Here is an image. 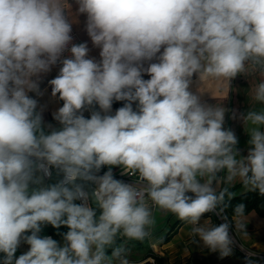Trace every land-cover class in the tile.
I'll list each match as a JSON object with an SVG mask.
<instances>
[{"label":"clouds","instance_id":"1","mask_svg":"<svg viewBox=\"0 0 264 264\" xmlns=\"http://www.w3.org/2000/svg\"><path fill=\"white\" fill-rule=\"evenodd\" d=\"M74 3L99 59L87 42L72 43L63 0H0V264H129L116 238L151 235L148 201L191 225L192 244L232 256L233 226L248 235L245 205L229 222L225 198L233 194L220 184L238 179L264 196V110L240 114L253 126L252 147L241 156L235 132L223 127L225 107L189 89L194 75L230 87L250 70L261 77L253 91L264 104V0ZM58 63L48 84L63 101L53 114L61 127L46 132L43 107L30 93L43 96L42 77ZM114 101L125 103L112 115ZM95 105L100 111L86 118ZM113 167L143 183L115 179ZM53 168L63 178L45 186ZM206 213L223 222L201 224ZM44 224L69 229L64 246L38 235ZM22 241L30 248L16 257ZM254 257L248 251L245 264H256Z\"/></svg>","mask_w":264,"mask_h":264},{"label":"crops","instance_id":"2","mask_svg":"<svg viewBox=\"0 0 264 264\" xmlns=\"http://www.w3.org/2000/svg\"><path fill=\"white\" fill-rule=\"evenodd\" d=\"M65 7L68 9V15L70 17L72 25V34L77 37V44L87 42L90 49L89 56L99 59V49L93 47L90 37L85 31V15H78L76 12V5L74 0H63ZM72 4V8L70 7ZM156 62V61H153ZM60 64L55 65L52 70L45 74L42 77V82L40 84L41 90L43 91V96L37 97L34 93H30L34 98L39 102V106L43 107V119L45 124V131L48 132L50 129L47 128V125L51 124L53 128L59 129L61 125L53 118V114L63 105V101L58 98V96L53 97L51 95V86L48 84V81L55 78L59 72ZM147 67V63L144 65ZM144 79H149L150 77L145 74ZM261 80L259 74H252L249 70L248 72L238 75L230 82V87L218 80L215 79H205L202 83L199 81L198 76L194 75L192 78V83L190 85V91L195 94L200 95L201 101L209 105H223L226 109L225 112V123L223 125L224 129L233 130L238 138L237 148L240 151L241 156H246L249 149L252 147L248 144L250 139L249 134L247 133L253 127L250 123L244 124V122L239 118L240 114L247 113L248 111H261L264 110V104L257 102L254 99V88ZM201 87V90L204 91L202 94L198 92V89ZM225 96H227L225 98ZM124 101H114L112 105V111L110 114L114 115L115 111L122 107ZM134 110L136 109V104H133ZM40 110V107L37 109ZM96 110L100 111L99 106L95 105L93 108L86 109L84 111V116L90 118L91 111ZM233 112L236 113L237 118L233 119ZM103 115V113H101ZM261 131H264V125L259 126ZM102 170H108V166L102 167ZM112 171L122 173L120 167H113ZM56 177L61 176L55 172ZM221 176H226V171L221 173ZM53 180V179H52ZM55 180V178H54ZM43 184L45 186L49 185V182L44 178ZM240 180H235L231 184L222 182L220 188L227 187L228 189L237 187L241 185ZM89 186V183L86 184ZM85 186V187H86ZM219 190V189H218ZM248 190L243 185L235 190V193L243 192ZM150 205V204H149ZM96 206V205H95ZM152 209V215L155 220V223L149 229L151 235L148 237L150 241V246L161 256L163 257L164 264H245L246 259V250L253 251L259 256H255L256 264H264V216L260 215L256 210H251L250 212L243 215L241 218L243 223L246 224V230L248 235L236 231L239 234V245H234V254L230 257L219 258L218 253H211L207 248L203 247L201 244H192L190 229L191 225L187 224L185 221H182L177 218L176 215L168 212L166 210L160 209L158 207ZM97 215L100 212L99 209H96ZM211 219L212 223L218 225L221 223L219 216H212L210 213H206L202 218L200 223L203 224L205 219ZM234 222V216L232 218ZM41 232L38 234L40 237L52 236L54 240L58 242L60 246H64L65 241L63 235L67 231H63L61 228H54L50 224H44L41 226ZM233 230L234 226H233ZM169 234V238L164 241V235ZM30 235L31 233H27ZM127 239V238H126ZM124 241L123 237L117 236L116 243ZM127 242H124L122 245L125 246ZM242 249H240V248ZM30 246L21 242L20 246L15 253L16 257H19L21 254L26 253L29 250ZM132 250V249H131ZM109 255L111 249L108 250ZM129 250H127L128 252ZM145 253L147 250H145ZM240 252V253H239ZM145 255V254H144ZM143 255L128 259L139 260ZM3 257V254L0 253V258ZM118 264V262H114Z\"/></svg>","mask_w":264,"mask_h":264},{"label":"trees","instance_id":"3","mask_svg":"<svg viewBox=\"0 0 264 264\" xmlns=\"http://www.w3.org/2000/svg\"><path fill=\"white\" fill-rule=\"evenodd\" d=\"M55 178V180H54ZM53 179V180H52ZM61 179V176L56 177V174L53 175L51 179L48 180L49 185L55 184ZM80 183V181H78ZM241 185L237 187L230 188L229 191L233 194L232 198L229 200L226 196L225 203H226V211L225 214L228 216L229 219L232 220L234 216V208L238 204H244L245 210L244 214L250 212L251 210H256L260 215L264 216V196L260 195L258 191H250L246 190L243 192L235 193L236 189H239ZM74 203L79 204V200L74 201ZM99 213V212H98ZM63 231H68L69 229L66 226L60 227ZM170 233H166L164 235V241L169 238ZM124 241L117 242L116 245H122L124 242H127L125 248L127 250H134V249H145L147 252L145 255L142 256L141 259H146L152 257L154 259L153 264H164L163 257H161L151 246L150 241L146 238L144 241H137V240H127L123 237Z\"/></svg>","mask_w":264,"mask_h":264},{"label":"built area","instance_id":"4","mask_svg":"<svg viewBox=\"0 0 264 264\" xmlns=\"http://www.w3.org/2000/svg\"><path fill=\"white\" fill-rule=\"evenodd\" d=\"M72 37H73V40H72V43L73 44H77V37H76V35H74V34H72ZM71 47V44L69 45V48ZM70 56V52L69 51H65L64 53H63V56H62V58H67V57H69ZM52 175H51V177H45L47 180H49V179H51L52 177H53V175L55 174V172L57 171L55 168H53L52 170ZM106 171H108V170H102V171H100L99 173H97V175H103L104 174V172H106ZM61 175V179L63 178V176H62V174H60ZM113 175H114V178L115 179H117V180H121V181H124V182H126V183H130V184H133V185H137V186H139V185H141L143 182L142 181H140V179H139V174L138 173H130L129 175H122V173H120V172H115V171H113ZM96 187V185L95 184H92V183H90L89 182V186L87 187H85V190L86 191H88L89 193L94 189ZM189 195H192L191 193H189ZM80 203H82V201H80L79 200V204ZM89 203L91 204L92 202H91V200H89ZM148 203L151 205V201H148ZM94 208H95V204H93L92 205ZM153 208H155L156 206H153V205H151ZM212 216H217V215H215L214 213H210ZM229 219V218H228ZM223 222V221H222ZM229 222H232V220L231 219H229ZM233 229V228H232ZM231 235L233 236V239H234V241H235V245H239V243H238V241H237V238H236V236H235V234L233 233V230H231ZM45 236H47V235H45ZM44 236V237H45ZM50 237H52V236H50ZM249 250H246L245 251V253H246V255H247V252H248ZM251 252H253V251H251ZM255 253V252H254ZM255 256H259V254H257V253H255ZM154 263V259L152 258V257H149V258H146V259H139V260H131V261H129V264H153Z\"/></svg>","mask_w":264,"mask_h":264},{"label":"rangeland","instance_id":"5","mask_svg":"<svg viewBox=\"0 0 264 264\" xmlns=\"http://www.w3.org/2000/svg\"><path fill=\"white\" fill-rule=\"evenodd\" d=\"M232 230H233V229H232ZM233 233L235 234L237 240L240 241V240H239V234H238L236 231H234V230H233ZM239 248H240V247H239ZM240 249H241V248H240ZM241 250H242V249H241ZM239 253H240V252H239ZM144 254H145L144 249H134V250H129V251L127 252V259L137 258V257H139V256H141V255H144Z\"/></svg>","mask_w":264,"mask_h":264}]
</instances>
